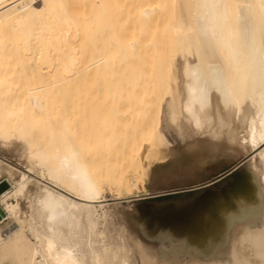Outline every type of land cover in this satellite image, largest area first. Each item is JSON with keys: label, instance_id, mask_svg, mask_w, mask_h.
<instances>
[{"label": "bare ground", "instance_id": "obj_1", "mask_svg": "<svg viewBox=\"0 0 264 264\" xmlns=\"http://www.w3.org/2000/svg\"><path fill=\"white\" fill-rule=\"evenodd\" d=\"M112 1L74 18L67 0H0V137L25 141L34 163L26 173L0 160V222L13 221L0 264H264V0ZM116 2L147 35L121 33ZM170 10L173 36L154 34ZM164 109L211 158L256 153L236 208L205 235L128 249L99 228L100 199L106 182L135 188L171 153Z\"/></svg>", "mask_w": 264, "mask_h": 264}, {"label": "rangeland", "instance_id": "obj_2", "mask_svg": "<svg viewBox=\"0 0 264 264\" xmlns=\"http://www.w3.org/2000/svg\"><path fill=\"white\" fill-rule=\"evenodd\" d=\"M68 1L69 0H67V2ZM82 1H72V3H74V8L72 7V3H70V1L68 2L69 6L73 8L72 10H74L73 15L79 16V14H81V10H76L86 8V3L90 0ZM132 1L134 2V0ZM132 1L127 0L129 4L133 3ZM135 1L137 2V0ZM110 2H108V4H110ZM117 2L114 3L115 8L119 9L120 4L122 3L120 2L117 4ZM127 2H125L124 5L122 4L119 9L120 12L118 9H115L114 11L113 8V11L116 12L117 15L115 13L111 14V16L114 14V17L112 18H115L116 20L120 19V21L118 20L116 22L119 29H121L120 31H122L121 33L125 32L127 36H130L129 34L138 33L139 35L140 33H142L141 35H147L148 31L143 32L140 30L139 32L138 29L134 28L137 26L135 25L137 23L133 22L134 20H132V22L135 24L127 21L128 14L126 15L127 11L124 10L127 8V6L125 7ZM76 3L77 5H75ZM114 4L111 5L114 7ZM116 4L118 7H116ZM176 6L177 7L175 8L179 9L178 3ZM172 7L174 8L171 2L170 8ZM172 10H170V13L166 15L167 18L165 17V20L162 21L164 25H161L163 24L162 22L158 23V21H156L158 25L155 22V28L157 31L153 28L154 30H152L154 34L162 33L163 35L165 33L163 36H168L169 38L168 34L170 33L168 32H171L172 29L169 30L168 25L173 20L172 18L174 16L172 15L175 14V11L173 14L171 13ZM110 11L113 12L112 9H110ZM82 12H84V10H82ZM118 14L120 15L118 16ZM77 16L74 18H77ZM80 17H82V14ZM126 22L129 25L126 24ZM129 26L131 27L129 28ZM71 27L74 28L73 25H71ZM171 27L172 26L170 25V28ZM73 28L72 34L69 35V39L72 38L73 40L68 42H72V45L74 44L76 47H74V45H70L68 42L67 45L77 51L78 47L75 38L78 42L77 35H79V32L77 34L78 29H75L77 31H73ZM130 29H132V31ZM134 30L136 33H133ZM152 30H150L149 34L152 33ZM172 34L174 33L171 32L170 37L173 36ZM66 48L64 49L65 52ZM72 53L73 52H71V54ZM188 63L194 64L195 60L190 57H185L183 59V67L185 68ZM46 65L47 64H45V66ZM45 66L44 68H41V72L46 75L48 68ZM91 85L90 87H93H89L88 91H90V89L91 91L94 89L95 86ZM85 87L88 88V86ZM88 95V97H85V100L88 98L89 104L91 101L89 99H92L94 95ZM90 104H92V101ZM91 122L93 123L92 119ZM183 122L185 121L182 117L179 122L180 126L174 124L164 109L160 130L164 133L166 140L170 143H168V148L170 149L168 153L171 152V155L169 154L164 160L156 163L154 165L155 167L152 166L149 168L148 175L143 180L144 182H138L135 188L132 187L133 189L125 188L119 190L117 187H113V185L111 186L108 182H106L107 184H104V196L102 195V199L100 200L102 201V210L105 211L106 214V222L101 220L99 228L109 231H107V233L110 240L116 243L121 241L126 244L128 249H131L133 246L135 238L140 239L143 244L148 246L153 245L152 247L157 246L160 242H166L168 238H173V240L178 242H182L188 238L196 240L199 236L206 234L208 228L213 222L215 224H219L222 221L221 212L224 209L226 212H230L236 208L235 201L239 195V186L241 184L239 183L241 179L240 177L243 174L245 175L248 173L249 162L252 154L254 155L256 152L250 151L244 154L237 153L235 156H225L220 154L215 158H211L208 154L209 151L207 145L197 141V131L194 129L195 127L191 124H186V122L183 124ZM194 143L198 144L195 145ZM190 145L192 149L190 148ZM200 146L202 149H200ZM27 157H29V147L25 141L15 138L7 141L6 139L0 137V160L11 164L18 169V171L29 173V165L34 163L30 162L29 158L27 160ZM38 170H40V168L36 167L34 174L37 175ZM15 173L17 177L18 172L15 171ZM245 176H242V178H245ZM3 178L4 177L0 176V181ZM19 200L22 207L25 209V204L23 203L27 204V200L24 199L23 201V198H20ZM21 216L24 217V214L22 213ZM34 221L36 222L37 219ZM12 222L13 221L11 219L2 218L0 222V229L9 230L13 226ZM128 245L130 247H128ZM133 262H135V260ZM135 263L139 264L140 261Z\"/></svg>", "mask_w": 264, "mask_h": 264}, {"label": "water", "instance_id": "obj_3", "mask_svg": "<svg viewBox=\"0 0 264 264\" xmlns=\"http://www.w3.org/2000/svg\"><path fill=\"white\" fill-rule=\"evenodd\" d=\"M6 183L5 182H1L0 183V192L3 191L6 188ZM4 215V212L0 209V218Z\"/></svg>", "mask_w": 264, "mask_h": 264}, {"label": "crops", "instance_id": "obj_4", "mask_svg": "<svg viewBox=\"0 0 264 264\" xmlns=\"http://www.w3.org/2000/svg\"><path fill=\"white\" fill-rule=\"evenodd\" d=\"M164 134V133H163Z\"/></svg>", "mask_w": 264, "mask_h": 264}]
</instances>
